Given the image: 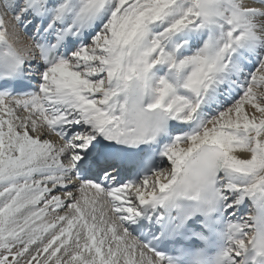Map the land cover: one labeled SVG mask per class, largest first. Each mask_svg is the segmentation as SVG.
<instances>
[{
	"label": "bare ground",
	"instance_id": "6f19581e",
	"mask_svg": "<svg viewBox=\"0 0 264 264\" xmlns=\"http://www.w3.org/2000/svg\"><path fill=\"white\" fill-rule=\"evenodd\" d=\"M200 1L0 0V28L3 27L0 29V41L9 34L20 48L26 39L18 35V21L30 5L36 2L50 9H68L77 14L95 6L96 19L101 24L88 48L77 52L70 61L59 63L48 71L44 91L48 109L42 114L46 118V125L30 114L32 110L41 114L43 102L40 99H15L19 108L13 105V99H0V145L4 140L16 144L24 156L23 160L20 159L21 155L19 157L21 164L24 161V172L19 178L33 181L30 182L33 190H30V184L25 186L30 190L27 193L29 190L25 189L26 194L24 196V192L22 195L25 200L21 196L24 206L34 201V205L32 203L28 208L29 213L23 218L30 217L29 220H33L43 212L50 211V221L55 218L59 223L64 217L77 219V214L73 218L72 213L78 212L83 202H91L93 206L101 208L100 213H103L110 231L107 238L112 241V246H100L98 242L94 247L105 248L112 258V264L118 263V259L121 264H152V261L154 264H162L142 249L128 229L133 210L137 208L134 196L140 201L154 200L166 188L169 173L177 159L183 161L186 155L201 146L219 147L224 154V160L221 161L225 173L222 191L226 205H235L240 198L257 204L252 207V214L245 216L241 224L233 214L230 216L234 223L233 241L237 242L236 248L240 253L244 251L245 238L249 237L251 228L255 227L261 210L264 216V0H228L229 5L224 7L222 4L219 11H215L218 12L215 16L199 18L197 11ZM230 15L237 21L233 25L237 28L230 29L227 26ZM140 29L146 31V36L136 42L133 35ZM226 35L229 39L227 41ZM227 44L231 45V49L226 60L232 64L227 70L237 75L236 93L246 90V96L234 95L228 87L220 85L210 93V84L205 86L203 94L199 93L203 83L192 87L190 84L194 83L201 70L200 63L205 62L206 66L209 64V70L212 71L213 65H218L216 52ZM238 47L242 50L239 51ZM172 48L175 51L171 57L169 50ZM194 50L199 51L200 55L195 61L189 58L190 62L193 61L190 70L183 62L187 61L186 54ZM221 67L224 68V65H218L215 71ZM143 70L148 71L140 84L143 91L141 99L146 100L147 95L158 96L163 105L171 110L174 118L190 125V129L176 136L171 143L172 150L166 156L170 171L157 172L130 192L123 187L105 192L89 181L77 182L69 178V172L74 168V157L81 155L82 135H94L97 128L120 127L123 122L126 123L124 129L136 125L137 113L128 115L124 110L123 98L127 95L123 92L122 98L116 91H123V85H129L133 74H141ZM219 74L213 72L214 78ZM74 85L83 87L85 101L80 106L74 105L69 99L68 88ZM114 111L121 117L112 115ZM51 120L54 126L67 127L76 141L75 147L50 136L48 124ZM92 139L95 140V136ZM88 144L89 148L94 147L95 141H89ZM36 162L40 164L32 168ZM245 165L254 170V174L242 176L232 173L234 167ZM15 169L17 171L14 173L17 174L20 170L18 167ZM93 206L90 205V209ZM80 213L79 217L84 215ZM97 216H93L94 219ZM72 224L74 221L72 223L71 220V225L67 227L71 228ZM89 225L90 228L94 227Z\"/></svg>",
	"mask_w": 264,
	"mask_h": 264
},
{
	"label": "rangeland",
	"instance_id": "374dc122",
	"mask_svg": "<svg viewBox=\"0 0 264 264\" xmlns=\"http://www.w3.org/2000/svg\"><path fill=\"white\" fill-rule=\"evenodd\" d=\"M222 1L223 0H220V1L219 0H202L200 10L209 17L215 16L218 13L215 11H219L220 6L222 4L224 6L225 2H229L228 0H225V2L224 1L222 2ZM225 39L227 41L228 39L227 35ZM224 47H228V51L229 49H231L230 48L231 45H228V44L227 46H224ZM189 53L186 54L185 59H187L188 61L189 58L190 60H192L193 58V60L195 61V58L198 56L199 51L194 50L193 52L190 51ZM193 53L194 55L192 56ZM216 59L218 61V57ZM216 59L214 60L216 61ZM190 63L193 67V61ZM199 67L201 70L196 75V79L194 81L195 83L197 80H199V82L196 83L197 86H200L202 84L205 73L211 72V70H209V64L208 66H206L205 62L200 63ZM190 85L191 87L193 86L192 84ZM201 86L203 88H201ZM201 86L199 87V89H201L199 90V93L203 92V89L206 86V82L203 83ZM262 86H264V83ZM253 133L254 132H252L251 134ZM5 141L6 140H4V143H3L4 145L3 144L0 145V179H1L0 180V184H1L0 185V264H112L111 262L112 258L105 248L98 249L94 247V245H96L98 242H99L98 245L100 246H104V247L112 246V244H110L112 241L111 239L107 238V235L110 236L109 234L110 231H109L108 223L103 213H100L101 210L98 207L93 206L91 203L90 205L93 206L92 209H90L89 203L83 204L84 203L83 202L82 204H80L81 206H79V209H78L79 211L72 213L73 218L77 214L76 216L78 220L74 218L77 221L76 224H75V220L72 219V217H66V218L64 217L61 220L62 225L60 226L61 222L58 223V221H55V218H53V220L50 221V218H49V216L51 215L50 211L43 212L44 214L42 213L41 215H39L41 218L39 216L34 218L33 220H29L30 217L26 219L23 218L25 217V214L29 213L30 210L28 208L30 207V205H32V203L34 205V201L31 204L26 203L28 205L27 207H26V204L25 206L23 205L24 202L22 203V201L25 200L24 199L25 197L22 196L23 193L25 192V189L27 188L25 186H28V184H30L29 185V188H30L31 186L30 182L33 183V181H28V179L24 180V178L23 179L19 178L24 172L23 171L24 161H22L23 166L20 163L21 160H23L24 156L21 155L18 147L16 146L14 142L12 141L5 142ZM19 157L21 160H19ZM20 164H21V167H20ZM17 167L18 169L19 167L22 168V169H19L20 170L18 172L19 174L14 173L17 171L15 169ZM12 173L14 175L16 174L17 176L16 175L14 176ZM3 178H5V180ZM29 188H27V190H29ZM31 188L33 187L31 186ZM31 188L30 190H33ZM30 190L27 191V193L28 192L30 193ZM19 193L20 194L22 193V194L20 195ZM25 194L26 192L24 193V196ZM21 196L23 197L24 200L21 199ZM19 204H20V207L17 208ZM85 206L86 207L89 206L88 207L89 209L86 208ZM82 209H85L86 212H84L85 210L83 211ZM80 212L83 213L84 215H82ZM79 213L81 214L80 217H79ZM87 213H90V214H87ZM96 214L98 215L97 216L98 219L95 218L96 219L95 220L94 217H96ZM43 215H46V216H43ZM65 216H68V214H66ZM82 216L86 217L87 219H85ZM99 216H100V219H99ZM42 218H44L45 220H41ZM64 219H67L68 221ZM24 220L27 222V224ZM71 220H72V223L74 221V224L76 227L74 226V224H72L71 228L67 227V225L68 226L71 225ZM63 222L64 223L67 222V223L64 224ZM80 222H82V224H85L83 225L84 228L82 227V224L79 225ZM89 224L94 225V227L92 226V228H90ZM57 225L58 227H56ZM8 226L9 227L12 226V227L8 229L9 228ZM97 227L100 229H98ZM84 229L85 230L87 229V230L85 231ZM103 229H105V231H103ZM95 230H97L96 234L94 233ZM99 230H101V236H100ZM90 231H92L93 233ZM91 233L93 235L92 237H91ZM97 236H99V238ZM103 236L104 238L101 239ZM91 238L94 240L92 241L94 243L90 242V240H92ZM95 238L96 240L100 239V241L96 242ZM101 242L102 244H100ZM118 260L119 261L118 263L116 262V264H121L122 262L120 261V259Z\"/></svg>",
	"mask_w": 264,
	"mask_h": 264
}]
</instances>
